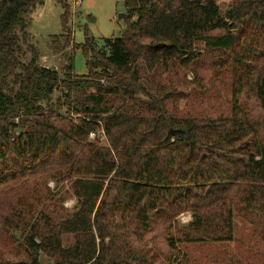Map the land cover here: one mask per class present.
I'll use <instances>...</instances> for the list:
<instances>
[{
	"label": "trees",
	"instance_id": "obj_1",
	"mask_svg": "<svg viewBox=\"0 0 264 264\" xmlns=\"http://www.w3.org/2000/svg\"><path fill=\"white\" fill-rule=\"evenodd\" d=\"M40 1L0 0V264H193L179 246L233 242L234 214L264 245V0H122L125 30L97 48L56 0L61 70L29 43ZM181 69L210 105L180 108ZM50 180L73 181V211L36 213Z\"/></svg>",
	"mask_w": 264,
	"mask_h": 264
},
{
	"label": "rangeland",
	"instance_id": "obj_2",
	"mask_svg": "<svg viewBox=\"0 0 264 264\" xmlns=\"http://www.w3.org/2000/svg\"><path fill=\"white\" fill-rule=\"evenodd\" d=\"M70 9V18L67 27L72 32L75 44H82L85 38L94 42V46L100 47L106 39L121 37L125 30V7L122 0H63ZM228 2V1H226ZM63 9L56 0H41L29 17L28 34L29 43L37 51L39 64L43 66H56L59 70L64 66V57L59 52H53L50 47V37L62 33L61 14ZM25 51V61L31 58V54ZM74 73L77 76L87 74L85 58L80 49L74 52ZM194 72L191 69L177 71L174 81L179 89L188 94L187 99L179 103L184 112L192 110V107L210 105L213 101L212 94L201 99V94L193 92ZM203 86H206L209 71L199 73ZM59 96L58 92L52 95V102ZM101 143H104L102 138ZM72 182L64 181L56 183L47 181L46 187L53 193L51 199L42 206L36 208V213L45 210L50 216L56 217V212H71L75 206L72 195ZM190 221L189 215L180 216L178 222L185 225ZM234 240L223 244L180 245L179 249L188 255L193 264H264V245L256 237L250 223L239 215L234 214ZM8 236L21 243L22 236L19 232L9 231ZM73 244L70 234L61 236V245L68 248ZM39 264H53L43 255L39 256Z\"/></svg>",
	"mask_w": 264,
	"mask_h": 264
},
{
	"label": "water",
	"instance_id": "obj_3",
	"mask_svg": "<svg viewBox=\"0 0 264 264\" xmlns=\"http://www.w3.org/2000/svg\"><path fill=\"white\" fill-rule=\"evenodd\" d=\"M52 69L54 70L55 69V67L54 66H52ZM19 131V130H18Z\"/></svg>",
	"mask_w": 264,
	"mask_h": 264
},
{
	"label": "built area",
	"instance_id": "obj_4",
	"mask_svg": "<svg viewBox=\"0 0 264 264\" xmlns=\"http://www.w3.org/2000/svg\"><path fill=\"white\" fill-rule=\"evenodd\" d=\"M91 137H92V135H91Z\"/></svg>",
	"mask_w": 264,
	"mask_h": 264
}]
</instances>
